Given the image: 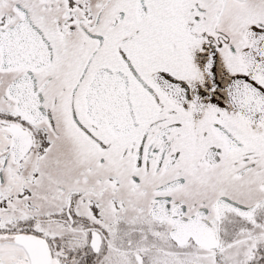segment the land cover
<instances>
[{
  "label": "snow or ice",
  "instance_id": "snow-or-ice-1",
  "mask_svg": "<svg viewBox=\"0 0 264 264\" xmlns=\"http://www.w3.org/2000/svg\"><path fill=\"white\" fill-rule=\"evenodd\" d=\"M0 264H264V0H0Z\"/></svg>",
  "mask_w": 264,
  "mask_h": 264
}]
</instances>
